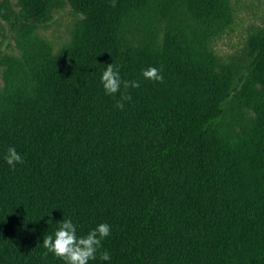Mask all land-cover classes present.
<instances>
[{
  "label": "trees",
  "instance_id": "16d2710c",
  "mask_svg": "<svg viewBox=\"0 0 264 264\" xmlns=\"http://www.w3.org/2000/svg\"><path fill=\"white\" fill-rule=\"evenodd\" d=\"M68 1L79 19L59 49L0 40V264H64L42 243L69 218L78 236L111 226L89 264H264V31L240 92L210 46L229 0ZM19 3L13 26L37 30L65 1ZM111 63L140 87L107 95ZM236 98L255 115L227 131Z\"/></svg>",
  "mask_w": 264,
  "mask_h": 264
},
{
  "label": "rangeland",
  "instance_id": "374dc122",
  "mask_svg": "<svg viewBox=\"0 0 264 264\" xmlns=\"http://www.w3.org/2000/svg\"><path fill=\"white\" fill-rule=\"evenodd\" d=\"M64 1V7L56 12L55 19L35 30L13 26V12L20 8L19 0H0V9L3 4L9 6L8 9L5 5V16H0V40L6 38V51L10 54L20 53L23 45H29L32 33L41 35L53 44L54 49H59L70 38L79 19L78 14L72 10L71 3ZM229 4L230 18L212 35L210 46L225 67L234 71L233 83L243 92L249 80L244 67L246 49L249 48L251 39L264 31V0H229ZM5 68V64H0V86L4 82ZM244 103L243 98H236L228 108L225 118V126L229 127L227 131L239 130L242 124L251 121L255 115L251 106L246 107Z\"/></svg>",
  "mask_w": 264,
  "mask_h": 264
},
{
  "label": "clouds",
  "instance_id": "9594fccd",
  "mask_svg": "<svg viewBox=\"0 0 264 264\" xmlns=\"http://www.w3.org/2000/svg\"><path fill=\"white\" fill-rule=\"evenodd\" d=\"M142 75L145 79L156 82H163V76L155 67H150L143 71ZM101 84L107 95H115L121 87L128 89L129 87L138 88L140 84L137 81L122 80L119 70L113 66V63L108 64L101 76ZM130 96H123L122 100H130ZM116 107L124 108L121 101H117ZM5 162L15 168L16 164H23L22 156L14 147H9L4 157ZM111 234V226L107 223L99 224L95 229L91 230L86 236L77 235V224L71 218L63 219L58 230L53 235H47L43 238V248L46 251L43 253L47 256L52 253L55 257L64 261V264H89V261L97 258V253L102 247V242ZM101 260H109L110 255L104 251L100 255Z\"/></svg>",
  "mask_w": 264,
  "mask_h": 264
}]
</instances>
